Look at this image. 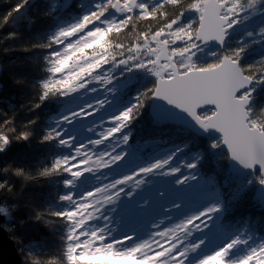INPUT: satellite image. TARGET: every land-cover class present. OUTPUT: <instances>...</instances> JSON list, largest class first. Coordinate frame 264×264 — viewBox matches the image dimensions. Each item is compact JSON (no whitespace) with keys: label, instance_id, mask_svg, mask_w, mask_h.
I'll return each mask as SVG.
<instances>
[{"label":"snow or ice","instance_id":"obj_1","mask_svg":"<svg viewBox=\"0 0 264 264\" xmlns=\"http://www.w3.org/2000/svg\"><path fill=\"white\" fill-rule=\"evenodd\" d=\"M262 0H194L187 7L183 0H160L155 7L151 6L145 0H102L95 11H92L82 17V19L67 28L61 29L56 36L52 37L49 43L38 45V47L52 48L57 45L63 47L52 52L48 59L50 62L49 71L52 73L50 78L43 84V94L40 97V103L44 99L56 95H67L75 92L77 89L86 87L92 81L99 80L100 77L92 73L96 72L110 62H119L121 65H132L133 67L146 68L157 77V82L151 87L144 89L130 107L126 108L118 115L110 117L113 122L109 127L101 129L98 138L89 140L86 143L75 145L72 148V154L58 158L51 169H46L40 175L51 176L58 172L68 173L73 177L65 181L67 185H73L75 179L82 174L81 169L88 167L84 161L90 162V157L103 155L107 160L109 173L112 168L121 165L128 156L126 151L121 150V145H127L131 139V133L120 135L143 111L148 101L153 98H163L169 104L177 105L180 109L186 110L195 118V120L205 130L219 129L223 133L224 145L231 151V158L235 159L243 166L256 169L259 166L261 175L258 176L259 183L264 185V135L260 134L261 125L255 121L246 120V106L251 98L254 88L253 83L264 82V70L257 68L254 63L246 66L242 63L245 49L248 45L226 50L219 59L205 66L202 71L218 69L207 78H189L187 75L180 76L175 71H163L164 67H172V57L180 53H188L189 50L200 51L202 46L213 39L221 45L225 41L228 30L239 22L238 17L248 9L256 10V6L261 4ZM27 3V0L18 2L4 17V25L19 12ZM174 7V12H169V7ZM115 9L122 14L123 18H113L104 20L103 17L110 10ZM189 10H195L198 13L196 20L182 23L184 14ZM246 18V17H245ZM139 21L148 22V30L142 32L139 36L137 49L133 51L130 47L125 51L113 53L107 51L113 45L111 36L119 34L130 25L135 27ZM0 25V27L4 26ZM102 25V26H101ZM264 33V28L260 29ZM251 35V33H249ZM16 36L11 33L10 37ZM101 36L103 40L98 45L95 43ZM140 45L148 49L147 53L139 50ZM71 57V59H69ZM126 57V58H125ZM264 61V58H261ZM259 63V62H258ZM67 64L66 67H62ZM79 70V71H78ZM187 73V69H183ZM74 73L75 75H70ZM168 79L165 80L164 78ZM66 81L68 83H66ZM107 82V81H105ZM181 98H190L194 102L187 104ZM107 103V100L96 101L94 105H87L78 112H70L61 118L62 121L71 122L77 116L87 117L98 111L100 106ZM196 103L204 106L198 111ZM214 106V107H211ZM34 107H39L36 103ZM198 112L209 113L206 116L198 115ZM34 123L30 121L29 125ZM4 126L11 128L12 121L5 120ZM16 130L13 129V133ZM32 135L31 131H23L15 135L16 140L28 139ZM63 135L62 130L53 128L43 137L44 140H53ZM10 135L0 132V151L11 142ZM108 141V147L101 149L99 146ZM60 143L67 146H73L74 138L67 137L60 139ZM214 143L213 147H220ZM177 151H180L179 149ZM176 153H172L163 162H153L148 167H134L133 176L137 185L142 183L138 179L146 177L149 174L167 176L181 171L179 167H172L171 162ZM129 160V159H128ZM138 161L137 159H133ZM199 160L188 164L187 167L195 169ZM167 171H161L164 168ZM6 171V170H5ZM18 175L25 176L24 169H15ZM93 173L95 170L85 171ZM115 173H110L108 179L111 180ZM32 179V177H28ZM196 176L189 173L176 180V185L185 184ZM111 187L115 196H108V188ZM120 189L119 192L116 189ZM9 190L7 181H0V191ZM127 189L123 186V181L117 179L111 185H105V188L98 193L88 190L85 199H77L76 195L65 196L63 199L69 202L68 211L56 214L61 221H71L73 234L69 236L66 256L68 264H90L91 261H112L113 259L131 258L135 261L147 259L149 264H185V256L189 248H195L199 245H183L184 239L177 235L174 239L169 238L165 232L154 237L152 244H145L134 248H121L119 245L130 244L135 236V226L140 223L142 217L133 218L127 209H124L122 215L125 222L132 226L131 230L124 233L118 240L108 241L111 231L108 224L97 232H88L87 228L91 221L103 218L107 221L106 213L109 210L107 206L116 204L126 197L123 193ZM164 195L163 192L160 193ZM83 193L79 197L83 198ZM89 202H91L89 204ZM150 202L145 200L139 207H147ZM87 205L86 208L78 205ZM181 206L179 200L173 201L163 210L172 213ZM220 204H213L198 214L188 218L180 226L184 229L183 237H187L195 230H200L206 226L207 222L221 208ZM77 209V215H71V210ZM4 209H0L3 211ZM115 211V209H111ZM37 219H44L38 215ZM53 221L44 219L45 224H51ZM6 230L11 231L5 226ZM115 241V242H113ZM20 242V241H18ZM203 243V241H200ZM242 241L240 237L227 243L224 247L218 249L211 255L206 256L200 261V264H233L227 259L230 249ZM147 248V251H143ZM22 254L25 252L23 247L19 248ZM79 258V259H77ZM239 264H264V242L250 249Z\"/></svg>","mask_w":264,"mask_h":264},{"label":"trees","instance_id":"obj_2","mask_svg":"<svg viewBox=\"0 0 264 264\" xmlns=\"http://www.w3.org/2000/svg\"><path fill=\"white\" fill-rule=\"evenodd\" d=\"M55 1L60 0H27L23 8L4 25L3 17L21 0H0V25H4L0 27V132L8 133L12 139L0 151V181H7L9 189L0 191V209H4L1 213L6 217L4 226L11 230L8 231L10 236L18 248L25 249L21 253L22 257L28 252L37 257L34 262L27 261V264H68L66 250L71 223L61 221L56 214L67 212L69 202L63 197L72 196L75 191L73 185L65 183L72 177L68 173L40 175L44 170L51 169L58 158L71 151L60 143L65 134L53 140L43 139L49 130L56 128L54 120L62 114L65 103L61 95L51 96L40 103L43 84L50 77L48 57L52 52L58 51V45L52 48L38 45L49 43L56 31L69 20L72 12L86 15L97 8L94 5L96 0H87L84 7L80 6L84 0H73L72 6L67 10L63 9L67 0L63 1L61 9L55 7ZM192 2L194 0H183L185 7ZM260 5L261 14L253 25L256 32L264 28V0ZM151 6L155 7L156 4ZM168 11L174 12L175 8L170 6ZM189 11L184 14L183 19L188 18ZM147 30L148 22L145 21L137 22L134 29L130 25L121 33L111 36L114 42L112 46L122 51L132 48L139 43L140 34ZM11 33L16 36L10 37ZM244 45L248 47L242 63L245 66L254 63L257 68L264 70V61H261L264 58V33L262 38L255 41L248 38L240 41L229 34L224 49L218 47L215 57L198 60L196 69H203L219 59L226 50ZM156 82L154 78L142 84L135 82L125 93L126 100L121 108L130 107L140 92ZM252 88L254 93L251 95L249 115L250 120L259 126L264 124V82L253 83ZM150 102L151 100L142 113L122 131L123 135L131 133L128 144L121 148L128 153V163L118 169H111L110 172L123 174L172 153H176L174 163L186 162L188 165L199 160L191 173L196 176L194 180L202 186L200 192H182L176 188V191L171 189L166 195L171 199L172 195L177 194L173 201L179 200L187 207L185 211L193 205L201 206L202 202L211 197L220 203L222 207L212 217V224L208 222L210 225L202 230V236L219 240V244L231 236L246 237L247 244L255 246L264 242V209L256 196L260 183L243 184L247 177L244 179L231 173L230 157L221 145V137H201L186 126L160 123L150 114ZM36 103H39V107H34ZM208 114L200 113L201 116ZM5 120L12 121L11 128L4 126ZM30 121L34 123L29 125ZM13 129L16 130L15 133ZM23 131H31L32 135L28 139L16 140L15 135ZM214 143L221 146L213 147ZM17 168L24 169L25 176L18 175L15 171ZM107 172L109 173V169ZM256 173L261 175L260 172ZM38 215L53 222L45 224L44 219L36 218ZM239 248H244L243 243ZM22 264H26L24 259Z\"/></svg>","mask_w":264,"mask_h":264},{"label":"rangeland","instance_id":"obj_3","mask_svg":"<svg viewBox=\"0 0 264 264\" xmlns=\"http://www.w3.org/2000/svg\"><path fill=\"white\" fill-rule=\"evenodd\" d=\"M64 0L55 1V7H58L61 9L62 3ZM96 6H98L102 0H96L95 1ZM145 2H149L151 5L158 4L160 0H145ZM87 3V0H84L81 7H84ZM261 5L256 6V10L253 11L252 9L246 10V14L242 17H238L239 22L241 23V26L239 29H236L234 32H230L229 34L234 35L237 37L240 41H242L243 38H248L251 41H255L257 39L262 38L261 32H256L253 29V25H255L256 20L261 14ZM84 15H80L79 12H72L71 17L69 20H67L55 33V36L57 33L63 29L67 28L73 24L78 23ZM187 19H183L182 23H187L191 20H195L198 17V13L195 10H190L187 13ZM246 17V18H245ZM113 18H123L122 14L118 13L115 9H112L105 14L103 17L104 20H111ZM102 26V25H101ZM251 33V35H249ZM103 40V36H101L97 41H95L96 44H100ZM249 41V40H248ZM139 43L135 44L131 49L135 51L137 49ZM63 47V45H58V50H60ZM218 47L214 45H206L202 46L200 51L195 50H189L188 53H180L177 55H174L172 58L174 60V63L177 66V69L179 72L185 73L183 69H187V72L190 70L196 69L197 61L200 59L205 58H211L215 57L218 54L217 49ZM115 46H111L110 49H107V51H111L113 53H117L120 50L119 48L116 49ZM139 50L143 53H147L148 49L144 47L143 45H140ZM126 58V57H125ZM71 59V57H69ZM67 64H65L62 67H66ZM79 71V70H78ZM92 73L98 75L100 77L99 80L92 81L91 83L87 84L86 87L82 89H77L75 92L69 93L67 95H61V99L64 101V109L62 114L58 115L54 122L56 123V128L58 127V130H62L63 136L62 139L67 137H73L74 138V144L73 146H67L69 147L70 153H65L64 156H68L72 154V148L76 144H82L86 143L89 140H93L95 138H98L99 131H102L101 129V121H103V127H109L113 123L110 120V117L118 115L120 112L125 110L124 108H121L122 103L124 104L126 98L125 93L129 90V88L135 83H145L146 80L150 78H154L157 80V77L154 73L147 70L146 68H138L133 67L130 65H121L119 62H110L109 64L103 66L101 69H99L97 72L95 69L91 70ZM163 71H171L170 67H164ZM52 73L50 72V76ZM70 75H75L74 73H70ZM50 78V77H49ZM167 78V77H165ZM47 81V80H46ZM107 81V82H105ZM66 83H68L66 81ZM254 93L252 91L251 95ZM107 100V103L103 106H100L98 111H96L93 115L87 116V117H81L77 116L75 120L68 122V121H62L61 118L63 116L68 115L70 112H78L81 108H84L87 105H94L96 101L99 100ZM61 100V101H62ZM123 135L122 133L120 134ZM114 141H108L104 145L99 146L101 149L108 147L109 143H113ZM123 145H121L122 148ZM122 150V149H121ZM107 153L103 155L93 156L90 157L89 161H84L88 165L87 168L81 169V176L74 181V188L75 191L73 194H78L77 199H85L88 195V190H92V192L98 193L101 190L105 188V185H111L116 182L117 179L123 181L124 188L127 189V192L123 193V195L126 197L120 202H117L116 204H113L108 207V211L106 213L107 217H109V220H105L103 218V214L100 218H97L90 222L88 225L87 231L88 232H97L99 229L104 228L105 224H108V228L111 231V235L108 236L107 240L110 242L112 240H118L122 237V235L129 230H131L132 226H129L122 215L124 209H127L130 213V215L133 218L142 217L140 220V223L135 226L136 236L134 240L130 244L125 245H119V247L124 248L127 247L129 249L134 247H139L145 242L148 244H152L153 238L157 237L158 234L161 232H165L169 238L174 239L177 235H181L183 241V245L185 247L189 245H199L195 248H189V251L186 253L185 256V264H200V261L205 258L208 255H211L218 249L224 247L227 243L234 240L235 237L231 236L228 240H225L224 242H220L219 240H214L210 238V236H202L201 232L202 230L207 229V227L212 224V218L207 222L206 226L203 227L200 230L193 231L190 235H188L186 238L183 237L182 233L184 232V229H182L180 226L186 221V218L198 214L205 208L213 205V204H220L216 201L214 197H211L210 199H206V201L202 202L201 206L195 207L190 206L188 207V211H185L187 208L186 206H183L181 203V206L179 209L174 210L172 213H168L164 211L163 209L166 208L169 204H171L176 196L172 195L171 199L170 196H167V192L171 189L176 188L179 189V191L182 192H200V188L202 187L200 183H198L196 180L191 179L185 184L176 185V180L180 179L183 176H187L188 173H191V169L188 168L186 165V162H178L174 163V160L171 162L172 167H179L181 169L180 172L175 174H169L167 176L163 175H157V174H149L146 177L138 178L142 180V183L137 185L136 179L131 178L133 176L134 168H132L129 171L124 172L123 174H119L116 172H110L115 173L116 175L113 176L111 180L108 179V175L110 173L107 172L108 168V161L104 159V156H106ZM169 155H165L164 158L159 159L158 161L153 162H163V160L167 159ZM152 162V163H153ZM128 163L127 157L125 158L124 162L121 165H126ZM119 165V166H121ZM146 166H138V167H148ZM118 166V167H119ZM136 167V168H138ZM95 170L93 173H87L85 171H91ZM114 169V168H112ZM161 171H167V168L165 167ZM258 173H253L248 176H237L244 178L247 177V179L243 182V184L249 185V184H257L259 182L258 180ZM236 176V175H234ZM73 179V177H71ZM195 188V189H194ZM199 188V189H198ZM194 189V190H193ZM117 192L120 191V189H116ZM163 192L164 195L161 196L160 193ZM85 194L83 198L79 197L82 194ZM183 194V193H182ZM108 196H115V192L112 191L111 187L108 188L107 195ZM148 200L150 203L147 207L141 208L139 205L142 204L143 201ZM180 202V201H179ZM91 202H89L90 204ZM79 207L86 208L87 205L81 204L78 205ZM115 209V211H112L111 209ZM68 211V209H67ZM71 215H77V209L71 210ZM216 214V213H215ZM214 214V215H215ZM213 215V216H214ZM70 227V234H73L74 229L72 228V222ZM243 234H245L243 232ZM196 235V236H195ZM242 241H248L246 237L240 238ZM246 239V240H245ZM200 241H203V243H200ZM115 242V241H113ZM219 244V245H218ZM237 244L232 249H230L229 255L227 259L233 264H239V261L248 254L250 249L254 247V244H247L243 243L244 248L240 250L239 246L241 245ZM143 251H147V248H144ZM79 259V258H78ZM91 264H149V261L147 259L141 260V261H135L131 258L127 259H113L112 261H91Z\"/></svg>","mask_w":264,"mask_h":264},{"label":"water","instance_id":"obj_4","mask_svg":"<svg viewBox=\"0 0 264 264\" xmlns=\"http://www.w3.org/2000/svg\"><path fill=\"white\" fill-rule=\"evenodd\" d=\"M73 0H67L64 3L63 9L67 10L70 8L73 4ZM246 14V11L241 13L239 17H242ZM240 26V22L235 24L231 29L228 30V34L225 37V41L223 45H221L217 40L213 39L212 41L207 42L206 45H214L216 47H219L221 49H224L227 41H228V35L233 30L237 29ZM172 63L175 65L174 69L170 67L171 71H175L180 76L187 75L189 78H207L212 73H216L219 70L218 69H212L210 71H202V69H194L190 70L187 73L179 72L177 69L176 64L174 63V60L172 58ZM167 80L168 78H164ZM253 84L251 85V87ZM183 99L184 103L191 104L194 101L190 98H181ZM252 104V98H250L247 106H246V115L244 116V119L250 120L249 115V108ZM204 105L201 103H196V107L198 108V111H203L202 108ZM214 107V106H211ZM150 114L152 118H154L156 121L164 124H176L180 126H186L189 129H191L195 134L198 136H206V135H212V136H218L222 138V144L223 141V133L220 132L219 129L216 130H205L202 128V126L199 125V123L195 120L194 117L190 113H188L184 109H180L177 105L169 104L166 100L163 98H153L150 102L149 106ZM201 112H198V115H200ZM224 149L228 152L230 157V170L233 175L236 176H248L250 174H253L255 172H260L259 166H256V169L248 168L243 166L241 163L236 161L235 159L231 158V151L228 150L226 146H224ZM256 196L260 202V205L264 209V185L259 184L256 189ZM2 204V199L0 197V206ZM5 215L1 213L0 211V264H22L23 263V257L21 255V252L18 251V246L15 242V240L10 236L8 230H6L4 223H5Z\"/></svg>","mask_w":264,"mask_h":264},{"label":"clouds","instance_id":"obj_5","mask_svg":"<svg viewBox=\"0 0 264 264\" xmlns=\"http://www.w3.org/2000/svg\"><path fill=\"white\" fill-rule=\"evenodd\" d=\"M259 131L261 135H264V124H261ZM23 259L25 260L27 264V261L31 260L34 262L37 259V257L35 256L34 253L28 252L26 255L23 256Z\"/></svg>","mask_w":264,"mask_h":264}]
</instances>
